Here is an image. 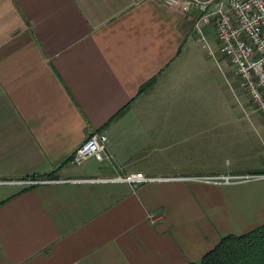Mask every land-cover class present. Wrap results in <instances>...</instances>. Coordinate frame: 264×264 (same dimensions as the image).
<instances>
[{"label": "crops", "instance_id": "obj_1", "mask_svg": "<svg viewBox=\"0 0 264 264\" xmlns=\"http://www.w3.org/2000/svg\"><path fill=\"white\" fill-rule=\"evenodd\" d=\"M195 17L163 0H0V264H188L264 223V177L199 179L264 161L219 170L212 134L156 109L192 81ZM92 131L108 158L73 163ZM132 173L149 180L119 179ZM31 179L47 181L17 183Z\"/></svg>", "mask_w": 264, "mask_h": 264}, {"label": "rangeland", "instance_id": "obj_2", "mask_svg": "<svg viewBox=\"0 0 264 264\" xmlns=\"http://www.w3.org/2000/svg\"><path fill=\"white\" fill-rule=\"evenodd\" d=\"M206 39L192 60V77L187 75L192 81L178 93L169 92L166 105L156 109L178 118L171 124L175 131L212 134L203 140L205 155L207 147L214 150L219 170L247 172L264 161V124L239 87L234 66L220 55L212 30Z\"/></svg>", "mask_w": 264, "mask_h": 264}, {"label": "built area", "instance_id": "obj_3", "mask_svg": "<svg viewBox=\"0 0 264 264\" xmlns=\"http://www.w3.org/2000/svg\"><path fill=\"white\" fill-rule=\"evenodd\" d=\"M182 13L195 12L194 33L196 42L206 44V33L212 30L219 45V52L234 66L239 87L247 94L252 107L264 124V0H163ZM108 136L102 131H92L75 148L72 162L80 164L89 156L107 159ZM262 174H246L221 177H202L213 182H236L255 180ZM135 185L149 180L141 174L132 173L120 178ZM36 179L17 182L34 185L46 182ZM162 220L161 214H151L149 221Z\"/></svg>", "mask_w": 264, "mask_h": 264}, {"label": "trees", "instance_id": "obj_4", "mask_svg": "<svg viewBox=\"0 0 264 264\" xmlns=\"http://www.w3.org/2000/svg\"><path fill=\"white\" fill-rule=\"evenodd\" d=\"M153 80L143 84L138 93L149 87ZM188 264H264V223L243 234L223 236L198 261Z\"/></svg>", "mask_w": 264, "mask_h": 264}]
</instances>
